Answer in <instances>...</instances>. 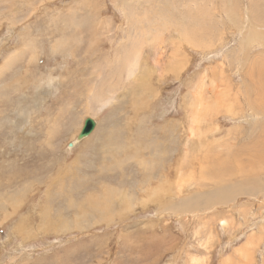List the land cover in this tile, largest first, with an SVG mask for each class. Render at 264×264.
Wrapping results in <instances>:
<instances>
[{"label": "rangeland", "instance_id": "obj_1", "mask_svg": "<svg viewBox=\"0 0 264 264\" xmlns=\"http://www.w3.org/2000/svg\"><path fill=\"white\" fill-rule=\"evenodd\" d=\"M254 1L198 0L200 24L181 0H0V264H264V117H248L261 52L222 19L255 4L264 21ZM214 2V46L181 39ZM144 12L160 46L92 104ZM197 89L218 107L189 134Z\"/></svg>", "mask_w": 264, "mask_h": 264}, {"label": "bare ground", "instance_id": "obj_2", "mask_svg": "<svg viewBox=\"0 0 264 264\" xmlns=\"http://www.w3.org/2000/svg\"><path fill=\"white\" fill-rule=\"evenodd\" d=\"M83 1V0H82ZM182 1V5L184 7H186V9H190V6L194 5L195 6V10L193 9H190L192 10L193 12H195L196 16L198 18H200V24L201 22L204 21V19H201L203 17H201L202 15V12L200 11V4H198V0H181ZM227 1V0H226ZM253 0H251L252 2ZM256 2H258L257 0H255ZM254 1V2H255ZM262 2V0H259ZM255 2V3H256ZM159 3V2H157ZM227 3V2H226ZM253 3V2H252ZM251 3V4H252ZM91 4V3H90ZM213 4V8L211 7L210 8V11H211V14L208 12L207 15H206V20L207 22H209V24H207L205 27H204V33H203V26L200 25L199 23L197 24V22H189V29L185 28L184 29V33L181 37L184 38L187 42H189L190 44H192L193 46H196L197 48H203V47H209V48H212L214 46V32L211 30V28L214 26V24L216 23V14H221L222 12L221 11H218L216 13V11L218 10L219 6L216 5V2L212 3ZM258 4V3H257ZM230 5V4H229ZM120 6V5H119ZM256 7L258 8V5L256 6L255 4H253L252 6L250 5V7L248 8V10H246V13H242V18L241 20H239L238 18V15L237 13L235 14V11L233 8L231 7H228L227 8V13H226V17H223L222 15V19H225L226 21H230V23L232 24V27L236 28L239 32H241L243 34V32L246 30L244 37L239 41V45L241 46L240 50L241 52L244 50V49H248V50H252L253 51H260L261 54L259 55V59L255 58V60H252V64L251 66L252 67H255L256 70L258 71H264V21H262L260 18H261V13L259 15V9L258 10H255ZM263 9V8H262ZM223 14V13H222ZM144 17L146 15H148L147 12H144ZM166 17H167V13H166ZM264 17V16H262ZM146 18H140V20L138 21V26L135 27L134 31H133V37H132V40H133V43L129 49V47L126 48L123 47V49L118 52L119 54V57H124L123 58V61L121 62L118 58H117V62H118V66L117 68L115 69L114 68V65L112 62H110V65H111V68L112 69H115V71H111L109 72V74L107 75L106 78L102 79L100 82H99V85L96 86H91L89 87V93L92 94V97L91 95H89L91 98H92V101H90L92 104H93V101H95L97 103V105L99 106L102 103H105L107 104V102L109 101L112 102L114 98H112V94H113V91L111 89H114V84L116 85H119L121 83V79L120 78H117L116 75H122L124 73H127L128 74V79L132 76H136V74L138 73L137 70H140L141 69V66H142V62H144V69L147 68V64H146V61H143L142 59V54L144 53L145 51V46L148 42L150 43H154L155 45H159V43L156 41L160 31H161V28L159 27V29H156V28H150L149 27V23L147 22L146 23ZM169 20H171V17H168ZM168 19H166V21H169ZM210 20V21H208ZM133 25L135 24H131V26L133 27ZM234 25V26H233ZM105 27V26H104ZM103 27V28H104ZM117 31H118V28H117ZM29 35V34H28ZM221 37V35H220ZM241 37V36H240ZM150 38V39H149ZM149 39V40H148ZM108 41V40H107ZM123 43V42H122ZM26 44V43H25ZM160 46V45H159ZM208 48V49H209ZM159 49V48H158ZM18 50V49H17ZM154 58V57H153ZM157 58V57H156ZM249 58V57H248ZM247 58V59H248ZM156 62H154L153 64V67L156 68V70L158 69V64L160 62L159 58L158 60H155ZM250 61L247 60L246 64L250 63L248 62ZM10 63V61H9ZM10 66V65H9ZM8 66V67H9ZM37 66V65H36ZM183 63H182V67H183ZM7 67V69H9ZM245 67H248L249 66H245ZM125 69H127V72H125ZM175 71V69H173ZM179 71L178 68H176V71ZM251 71V70H250ZM94 72V71H93ZM1 73V72H0ZM94 74V73H93ZM98 74V73H97ZM95 75V74H94ZM100 75V74H98ZM100 77V76H99ZM137 78V77H136ZM53 79V78H52ZM63 79V78H62ZM55 80V79H54ZM138 80V79H137ZM205 80V78H204ZM61 82V81H60ZM214 80H212V87L214 86ZM91 88V89H90ZM196 88V87H195ZM199 88L203 90V83L201 84V86H199ZM262 88V86H261ZM198 90L197 89V92L195 94V102L193 103L192 105V108H193V113L191 115L192 117V121H191V125L188 126L190 127V132L189 134H194V132H196V128L198 130V133L200 132L199 130L201 129H198V127L196 125H200V123L202 122V120H204L210 113L211 111L212 112H215L217 110V107H218V104L215 102L214 100V105L213 102L209 103L208 100H206V98L203 97V95L200 93L201 90ZM247 89V92L250 93V89L246 88ZM260 89V87H259ZM222 90V89H221ZM263 90H261L262 92ZM160 92V91H159ZM219 92V91H218ZM108 93L110 94V96H107ZM210 93V92H208ZM225 93V92H224ZM238 93V92H237ZM23 94V93H22ZM216 94V92H215ZM258 94V93H257ZM104 95H106V97L102 98ZM219 95V93H218ZM86 96V95H85ZM212 96V95H211ZM214 97V96H213ZM211 98V97H209ZM90 99V98H89ZM210 100V99H209ZM218 101V100H216ZM220 101V100H219ZM89 102V103H90ZM95 103V104H96ZM100 103V104H99ZM216 103V104H215ZM101 106V105H100ZM99 106V107H100ZM90 107H91V104H90ZM249 109H250V113L248 115V117L251 119L250 122L253 123L254 125H256V115H261V119L264 117V94L261 96L260 95H257V102H256V105L253 104V106L251 107V105L249 106ZM190 117V118H191ZM246 117V116H245ZM46 118V117H45ZM92 119H94L96 121V124L98 125V121L95 119V117H92ZM85 121V120H84ZM205 121V120H204ZM203 121V122H204ZM205 123V122H204ZM206 124V123H205ZM202 125V124H201ZM206 126V125H205ZM83 127V126H82ZM238 127V126H237ZM97 126L95 127L94 131L96 130ZM200 128V127H199ZM82 129V128H81ZM237 129V128H236ZM239 129V127H238ZM81 131V130H80ZM93 131V132H94ZM237 131V130H234V132ZM92 132V133H93ZM233 132V131H232ZM239 132V131H238ZM262 132V131H261ZM264 132V130H263ZM91 133V134H92ZM79 134V133H78ZM78 134L76 136V140H82V139H79L78 138ZM91 134L89 136H91ZM229 134V132H228ZM227 134V135H228ZM87 136V137H89ZM199 136V135H198ZM230 136V135H229ZM233 136V135H232ZM87 137L83 138V139H87ZM228 137V136H227ZM234 137V136H233ZM38 139V138H37ZM226 139V138H225ZM230 138H227V140H222V141H219L217 142L216 144V148H219L218 149V152L219 150H222L225 148V147H232L230 144V141L235 139L231 137V140H229ZM264 139V138H262ZM203 140V139H202ZM206 140V139H205ZM260 141V139H259ZM70 143H72V145H70ZM215 143V142H214ZM260 143V142H259ZM255 144V143H254ZM75 145V140L74 141H70L68 143V146L69 147H73ZM187 145V144H186ZM251 145V144H250ZM262 145V144H261ZM255 146V145H253ZM264 146V144H263ZM76 147V146H75ZM247 147V146H246ZM262 147V146H261ZM248 148V147H247ZM263 148V147H262ZM252 150H254L252 147L250 148ZM248 149V150H250ZM226 150V148L224 149ZM229 151L231 149H228ZM235 150V149H234ZM237 151V149H236ZM241 153H245L244 150L242 149ZM247 151V150H246ZM255 151V150H254ZM258 151V150H257ZM261 151V150H259ZM73 152V151H72ZM206 152V151H205ZM227 152V151H225ZM224 152V153H225ZM207 153V152H206ZM234 153V151H233ZM239 154V159H242L240 158V156L242 154ZM223 154V153H222ZM221 154V155H222ZM237 154V153H235ZM248 154V153H247ZM250 154V153H249ZM251 154L253 155V153L251 152ZM263 154V153H262ZM188 155V154H187ZM219 155V154H218ZM259 155V153H258ZM254 156V155H253ZM253 156H251L253 159ZM260 156V155H259ZM263 157V156H262ZM205 159V157H202V159ZM260 158V157H259ZM200 159V158H199ZM203 159V160H204ZM215 159V158H214ZM250 159V158H249ZM224 160V159H223ZM255 160V159H254ZM250 161V160H249ZM256 161V160H255ZM103 162V161H102ZM206 162V161H204ZM216 162V161H215ZM243 162V161H242ZM254 162V161H253ZM261 161H259L260 163ZM222 163V162H221ZM214 164V163H213ZM261 164V163H260ZM224 165V164H223ZM243 166V165H242ZM197 168V167H196ZM242 168V167H241ZM245 168V167H244ZM226 169V168H225ZM259 174V173H258ZM60 183V182H59ZM206 184V183H205ZM64 185V183H63ZM61 187V185H59ZM89 197V196H88ZM91 200V198H89ZM95 199V197L93 198ZM92 199V200H93ZM94 201V200H93ZM97 201V200H96ZM204 202V201H203ZM73 204V203H72ZM75 205V203H74ZM74 207V206H73ZM77 207V206H76ZM82 208V206L80 207ZM70 209V208H69ZM92 209V208H91ZM84 210V209H83ZM85 212V211H84ZM87 215V214H86ZM86 215L84 214V216L86 217ZM55 216V215H54ZM48 220V219H47ZM41 221V220H40ZM72 221V219H71ZM77 222V221H76ZM223 222V225L226 223L225 220L224 221H221ZM72 225V224H71ZM29 235V234H28ZM25 237V236H23ZM30 237V236H29ZM26 239V238H25ZM254 238L253 237H250L247 241H246V248L248 249H252V246L253 244L255 243L254 242ZM228 261V260H227ZM229 263V261H228Z\"/></svg>", "mask_w": 264, "mask_h": 264}, {"label": "water", "instance_id": "obj_3", "mask_svg": "<svg viewBox=\"0 0 264 264\" xmlns=\"http://www.w3.org/2000/svg\"><path fill=\"white\" fill-rule=\"evenodd\" d=\"M96 126L97 124L94 119H92L91 117L86 118L84 121V125L78 134V138L83 139L89 136L94 131ZM70 145H72V143H70Z\"/></svg>", "mask_w": 264, "mask_h": 264}]
</instances>
